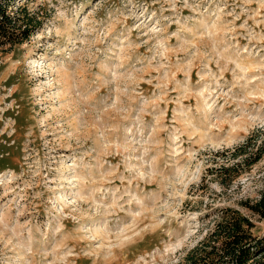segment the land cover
I'll return each instance as SVG.
<instances>
[{
	"label": "rangeland",
	"instance_id": "obj_1",
	"mask_svg": "<svg viewBox=\"0 0 264 264\" xmlns=\"http://www.w3.org/2000/svg\"><path fill=\"white\" fill-rule=\"evenodd\" d=\"M30 8L41 25L0 53V264H179L206 206L259 198L264 159L201 187L213 154L261 141L264 0Z\"/></svg>",
	"mask_w": 264,
	"mask_h": 264
},
{
	"label": "trees",
	"instance_id": "obj_2",
	"mask_svg": "<svg viewBox=\"0 0 264 264\" xmlns=\"http://www.w3.org/2000/svg\"><path fill=\"white\" fill-rule=\"evenodd\" d=\"M35 0H0V53H10L28 41L41 25L30 3ZM241 144L213 154L211 167L204 175L225 191L230 190L242 174L264 159V128ZM226 160L218 164L216 160ZM231 162V163H229ZM202 189H209L206 183ZM238 207L206 206L201 221L213 223L205 237L191 249L179 264H264V237L254 233L252 217L264 219V191L256 201L241 200Z\"/></svg>",
	"mask_w": 264,
	"mask_h": 264
}]
</instances>
